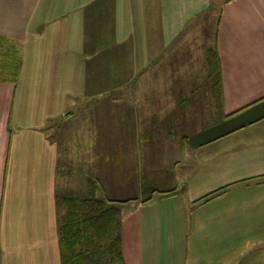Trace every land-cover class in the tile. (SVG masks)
<instances>
[{
	"label": "crops",
	"instance_id": "obj_1",
	"mask_svg": "<svg viewBox=\"0 0 264 264\" xmlns=\"http://www.w3.org/2000/svg\"><path fill=\"white\" fill-rule=\"evenodd\" d=\"M205 24L216 31L200 74L176 51ZM214 47L221 92L209 80ZM0 57V68L20 64L0 79V264H63L60 172L74 190L82 164L101 192H121L107 187L108 134L115 182L142 192L165 181L176 192L161 198L181 207L127 213L137 255L126 257L122 224L126 264H264V0H0ZM110 64L121 67L115 82ZM160 218L174 227L176 259H152Z\"/></svg>",
	"mask_w": 264,
	"mask_h": 264
},
{
	"label": "trees",
	"instance_id": "obj_2",
	"mask_svg": "<svg viewBox=\"0 0 264 264\" xmlns=\"http://www.w3.org/2000/svg\"><path fill=\"white\" fill-rule=\"evenodd\" d=\"M6 59L1 74L4 78L16 79L20 68ZM209 78L214 82L216 91L222 90L221 68L217 47L208 51ZM10 74L13 76L9 77ZM224 189L210 193L197 203L208 201L221 194ZM158 190H148L142 200L147 203L154 198ZM171 190L166 193L174 194ZM123 202L91 196L58 197V210H65L59 219V237L63 264H126L122 250ZM59 213V212H58Z\"/></svg>",
	"mask_w": 264,
	"mask_h": 264
},
{
	"label": "rangeland",
	"instance_id": "obj_3",
	"mask_svg": "<svg viewBox=\"0 0 264 264\" xmlns=\"http://www.w3.org/2000/svg\"><path fill=\"white\" fill-rule=\"evenodd\" d=\"M215 17V16H214ZM216 21V17L214 18V22ZM137 27L139 28V24L137 25ZM137 28V32H136V37L139 33V30ZM215 31H216V27L214 25L213 31H210V27L207 28L206 24L204 26H201L200 31L199 32V36L195 39H193V45L190 47H184L187 45V42L184 41V39H182V42H180V48L176 51V53H179L181 51V55H185L186 58H181V63H186V68H197L199 69V73L201 74L202 72L206 73V68H202V66L200 65L203 61L204 64V59H205V53H204V49L206 47V37L209 35V38H211L210 33H214L215 35ZM208 34H205V33ZM201 33H203L201 35ZM205 34V36H204ZM215 37V36H214ZM151 43H149L150 45ZM203 47V50H202ZM159 53L160 50L158 49V47L155 45V53ZM1 60V57H0ZM118 68V69H117ZM119 68L121 67H117V65H111L110 67H108L107 72L108 75H110L109 80H112L115 82V78L118 76V71L120 70ZM11 68H0L1 70H10ZM123 69H127V68H123ZM141 69V68H139ZM1 75H5V74H1L0 73V79H4V76ZM9 77L13 76L12 74L9 73ZM18 77V76H17ZM206 77L204 75L203 80H205ZM125 80V79H124ZM210 80V78H209ZM126 82V81H125ZM110 84V88L108 89V92L112 94V92H114V86H112V84L109 82ZM116 85V84H115ZM106 109H114V106L112 107L111 105H108L106 107ZM107 118L108 120L104 123L101 124V130L105 129L106 131L108 130L109 126L107 123L110 121V119L113 118V113L109 112L107 114ZM57 124V123H56ZM56 126V125H55ZM56 128V127H54ZM58 129V128H56ZM56 129L53 130V136L56 133ZM50 132V131H49ZM58 138V137H57ZM64 138H66V136L64 135ZM64 138L59 137L58 140L60 141V146H61V157L64 163V167L68 162L67 159V153H66V146H65V140H63ZM64 143H63V142ZM107 141V146H106V152L103 155V162H106V168L105 169V173L108 175L107 178H109V180L107 181V187H110L111 185L115 188H122L121 192H117L115 189V191L112 189V191L110 192V190L108 191V193H103L101 192V189L104 188L106 186L105 183H103L102 181L100 182L99 179L95 178V176H91L92 172H89V174L87 173L86 177L82 176L83 173V168L79 167L82 164H80L78 161H75V164H80L78 167H76V165H74V168L76 169V171H78V173H80V179H78L79 185L77 184L74 190H70L67 188L66 185V175L65 173H67V169L64 168L63 171L60 172V185H59V193L57 194V203H58V197L59 196H65V197H81V198H86V197H91V196H97L98 198H106L107 200H111V201H121L123 202L122 204V208H123V219H125V217H127V213L132 212L133 210H135L139 204H149L152 203L154 205L151 204V209L153 211H160V210H164L165 208L167 210L172 209V210H177L180 209V202L174 200L172 197V199L170 198H161V196H163L166 193H159V192H167V190H163V189H168V185H166L164 182L165 181H160L158 182L157 179H155L154 183L149 186L148 189H145L142 192H136L134 186L131 185L130 182L127 181H123V182H115V177L114 174L116 172L115 167L119 166L117 164H120L121 162V157L120 154L118 153H114V145H113V141L114 138L113 136H111L110 134H108V137L106 138ZM130 149V148H129ZM79 160V159H78ZM72 164V161H69ZM6 165V164H5ZM61 169V168H60ZM86 179V180H85ZM64 180V181H63ZM76 180V179H75ZM76 183V182H74ZM151 187V188H150ZM148 190H158V192L154 195V198L147 202V203H143L142 200L144 199V195L146 194L145 192ZM114 191V192H113ZM72 192H78L76 195L72 194ZM117 192V193H115ZM168 195V194H167ZM187 197V195H185ZM113 197H117L118 199H115ZM188 207H190V205H188ZM59 212V219L60 216L64 214L65 210H61V212L58 210ZM126 223H122L125 224V227L127 226V234H126V243H125V254L126 257L128 259H130L131 257H133L135 255L136 257V249H132L131 248V244L135 243V239L131 238V234H133V232L131 231V217H128L126 219ZM161 222L158 225H154L155 227V243H154V248H153V253H152V259L155 261L156 259H159L162 261V258H172V259H176L179 256V251L175 246L173 248V246L171 245V242L168 238L170 231L173 230L174 227L171 226V224L169 222H164L163 218H160ZM169 221V220H167ZM157 227H158V232H157ZM166 229H167V234H166ZM171 234V233H170ZM135 257L131 258V259H135ZM169 262V261H168ZM105 264H111L109 262V260H106Z\"/></svg>",
	"mask_w": 264,
	"mask_h": 264
}]
</instances>
